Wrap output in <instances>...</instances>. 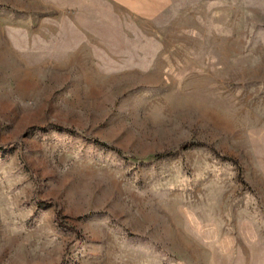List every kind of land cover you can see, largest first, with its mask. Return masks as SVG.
Returning <instances> with one entry per match:
<instances>
[{
	"label": "rangeland",
	"instance_id": "rangeland-1",
	"mask_svg": "<svg viewBox=\"0 0 264 264\" xmlns=\"http://www.w3.org/2000/svg\"><path fill=\"white\" fill-rule=\"evenodd\" d=\"M0 264H264V0H0Z\"/></svg>",
	"mask_w": 264,
	"mask_h": 264
}]
</instances>
